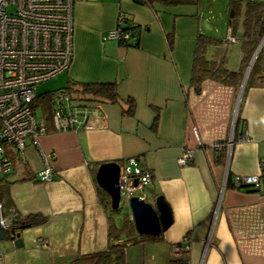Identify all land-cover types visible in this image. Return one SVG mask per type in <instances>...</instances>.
<instances>
[{
  "label": "crops",
  "instance_id": "crops-1",
  "mask_svg": "<svg viewBox=\"0 0 264 264\" xmlns=\"http://www.w3.org/2000/svg\"><path fill=\"white\" fill-rule=\"evenodd\" d=\"M151 6L131 0L75 1L73 57L63 71L65 82H112L117 101L87 103L85 128L57 132L48 123L39 143L54 154L50 181L37 179L42 164L30 141L23 157L5 144L12 166L0 171V203L4 215L16 213L12 225L22 245L15 246L9 230H3L0 264H70L77 256L106 250L108 210L99 200L91 170L107 161L120 165L130 157L151 172L145 200L161 195L171 222L158 235L139 234L134 226L125 264H264V183L257 190L232 183L235 175L258 173L264 160V86L244 89V82L241 87L255 51L238 86L204 79L195 92L190 75L197 33L226 36L229 25L207 32L198 1L164 5L154 0ZM119 11L137 25L136 45L102 38ZM240 31L238 22L236 37ZM223 45L228 67L238 68L240 42ZM130 104L127 113L123 109ZM237 119L239 136L234 137ZM231 132L228 156L224 148L211 146ZM186 146L194 152L180 165L177 158ZM128 214L134 225L130 209ZM30 215L41 220L19 229ZM113 221L120 226L122 218ZM184 235L189 248L173 251Z\"/></svg>",
  "mask_w": 264,
  "mask_h": 264
},
{
  "label": "built area",
  "instance_id": "built-area-1",
  "mask_svg": "<svg viewBox=\"0 0 264 264\" xmlns=\"http://www.w3.org/2000/svg\"><path fill=\"white\" fill-rule=\"evenodd\" d=\"M75 1L0 0V171H7L12 166L5 144L13 146L23 157L28 140L38 149L42 164L36 174L37 179L47 182L53 178L51 162L54 154L43 150L39 143V138L49 130L48 124L42 114L36 115L32 102L39 83L70 66ZM124 25L125 14L119 11L115 24L102 38L129 43L131 36L123 28ZM226 38L230 42L238 41L230 30ZM52 103L49 122L53 131H75L89 125V105L80 103L67 91H56ZM192 133L196 145H200L196 126H192ZM233 139L231 132L225 141H216L211 146L216 150L224 148L228 156ZM182 151L177 161L180 165H186L192 158L194 148L186 146ZM259 168L256 174L235 175L233 185L260 189L264 183V160H260ZM150 181V170L140 164L138 158L125 159L119 165V205L128 203L133 196L146 199L144 192ZM2 207L0 203V226L2 230H9L16 213L4 215ZM188 248V235L172 245L176 252Z\"/></svg>",
  "mask_w": 264,
  "mask_h": 264
},
{
  "label": "trees",
  "instance_id": "trees-1",
  "mask_svg": "<svg viewBox=\"0 0 264 264\" xmlns=\"http://www.w3.org/2000/svg\"><path fill=\"white\" fill-rule=\"evenodd\" d=\"M154 0H141V3L152 7ZM164 5H178L188 2H196L198 0H157ZM125 14V25L123 28L130 33L131 41L123 43L126 46L137 44L135 34L137 25L131 22L128 15ZM241 24V31L238 35V41L241 45V58L238 68L233 69L227 65L228 49L223 45L231 43L226 36H218L213 34L197 33L195 48L193 51L190 84L195 92H199L201 83L204 79L220 81L222 83L238 86L243 76L245 67L250 60L251 55L255 51L257 45L264 38V0H229L227 8V25L230 27L231 33L235 35L234 29L237 23ZM168 47H172V34H166ZM133 42V43H132ZM213 46V49L210 47ZM250 85L264 86V44L260 47L252 66L245 80L244 89ZM65 90L74 99L80 103H96V102H116L117 92L115 84L112 82H76L68 80L65 87L45 92L37 95L32 102V108L41 106V114L47 121H50L52 109V96L56 91ZM132 104L128 105L125 112H131ZM239 120H236L234 128V137L239 136ZM99 164V163H98ZM97 165L92 168L91 173L95 182L97 195L102 205L108 210V237L110 244L106 250L83 254L77 256L70 261V264H125V249L128 243L134 237V225L129 218V214L122 215L120 226H116L113 217L117 209L110 206V198L95 181V172ZM230 181V177H228ZM251 189H255L249 187ZM257 190V189H255ZM38 215L28 216V222L35 223L40 221ZM24 224V223H22ZM13 227V225H11ZM15 227V226H14ZM7 231V230H6ZM7 234V233H6ZM8 235V234H7ZM123 236V237H122ZM145 237V236H141ZM122 239V240H121Z\"/></svg>",
  "mask_w": 264,
  "mask_h": 264
},
{
  "label": "water",
  "instance_id": "water-1",
  "mask_svg": "<svg viewBox=\"0 0 264 264\" xmlns=\"http://www.w3.org/2000/svg\"><path fill=\"white\" fill-rule=\"evenodd\" d=\"M134 3H141V0H131ZM206 24V22H204ZM133 43V42H132ZM264 44V38L255 50V53L245 71V75L242 80L243 86L247 77L251 64L256 56L257 51L261 45ZM118 176H119V164L116 161L102 162L98 165L95 172V180L97 184L108 193L110 198V206L113 209L119 207V190H118ZM130 214L135 226L136 231L139 234L144 235H158L162 229H165L171 222L170 210L165 203L161 195H157L152 201H146L145 199L133 196L128 201ZM29 227L28 223L21 224L19 229ZM10 238L13 239L15 246L22 245V238L20 232L16 231V227H10ZM3 238V230L0 226V239ZM171 264H187L186 262L171 263Z\"/></svg>",
  "mask_w": 264,
  "mask_h": 264
},
{
  "label": "rangeland",
  "instance_id": "rangeland-1",
  "mask_svg": "<svg viewBox=\"0 0 264 264\" xmlns=\"http://www.w3.org/2000/svg\"><path fill=\"white\" fill-rule=\"evenodd\" d=\"M229 0H198V4L202 11L204 18L207 19L206 24L204 23L205 19H203V28L207 32L213 33V29L216 27H220V25H224L227 23V8H228ZM209 25L211 26L209 28ZM217 35V34H216ZM64 72L57 74L56 76L45 80L39 83L35 88V93L37 95H41L45 92L54 91L60 88L65 87L66 82L64 78ZM41 106L35 107L36 115H41ZM120 208L116 210L114 217L117 221L122 218V215L129 212L128 203H123L122 206L119 205Z\"/></svg>",
  "mask_w": 264,
  "mask_h": 264
}]
</instances>
